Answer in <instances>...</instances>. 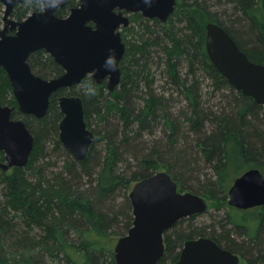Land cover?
<instances>
[{
  "label": "trees",
  "instance_id": "16d2710c",
  "mask_svg": "<svg viewBox=\"0 0 264 264\" xmlns=\"http://www.w3.org/2000/svg\"><path fill=\"white\" fill-rule=\"evenodd\" d=\"M218 1L222 15L231 13L234 22L229 23L246 24L248 40L212 12L206 0H180L165 23L134 14L131 22L138 20L137 26L124 29L132 40L122 37L126 49L119 63V85L110 92L105 82L97 85L86 77L78 86L52 95L40 119L18 111L7 74L0 68V105L13 107L12 118L22 120L35 139L25 167L0 169V264H115L104 241L110 233L124 236L132 223L129 201L119 208L117 198L131 184L156 173L160 163L167 162V172L184 191L215 200H224L228 169L245 172L256 166L264 175V108L236 91L205 50V25L213 22L250 61L264 65V0ZM77 5V0H69L56 15L64 17ZM35 11H41V5L30 1L14 6L11 15L20 21ZM28 64L44 79L63 73L43 50L31 54ZM157 72L167 77L180 101L156 92ZM207 78L232 97L221 113L201 102V84ZM63 94L82 98L86 125L95 135L81 162L58 139L62 115L57 97ZM177 102L185 106L174 115L170 106ZM159 127L168 148L145 153L138 140ZM50 147L67 158L55 171L46 162ZM200 162L211 167V177L201 180ZM231 209L219 226H187L195 216L179 220L164 233L165 253L158 264H174L184 242L200 237L241 256L245 264H264V207Z\"/></svg>",
  "mask_w": 264,
  "mask_h": 264
},
{
  "label": "water",
  "instance_id": "95a60500",
  "mask_svg": "<svg viewBox=\"0 0 264 264\" xmlns=\"http://www.w3.org/2000/svg\"><path fill=\"white\" fill-rule=\"evenodd\" d=\"M35 1L41 11L23 20L11 17L14 6ZM69 0H0L4 7L0 30V68L9 79L18 111L40 119L50 97L59 90L92 77L97 85L106 81L112 92L120 83L119 63L125 54L121 28L130 25L129 15L165 23L174 13L176 0H77L65 17L56 11ZM11 32V33H9ZM45 51L62 68V75L44 79L35 75L28 58ZM205 50L214 68L244 96L264 108V65L254 63L240 50L220 25H205ZM62 115L58 139L76 161H84L95 140L84 118L82 98L57 97ZM13 107L0 105V169L23 168L29 161L34 138L20 119L12 118ZM228 206L245 211L264 207V175L257 168L243 172L227 190ZM128 199L132 223L114 247L115 264H158L165 253L164 233L179 220L208 211L204 197L179 192L167 172H156L136 182ZM238 255L205 237L184 242L174 264H239Z\"/></svg>",
  "mask_w": 264,
  "mask_h": 264
},
{
  "label": "rangeland",
  "instance_id": "374dc122",
  "mask_svg": "<svg viewBox=\"0 0 264 264\" xmlns=\"http://www.w3.org/2000/svg\"><path fill=\"white\" fill-rule=\"evenodd\" d=\"M179 1L180 0H177V5L179 4ZM206 2L208 3L209 6H211V11L216 12V14H218V16L223 17V20L231 25V29L234 32H236L237 34H239L240 38L242 40H248L249 39L248 35H247L248 32L246 31L247 26L245 23H243V24L229 23L230 21H233L232 20L233 17L230 18L228 16V15H231L230 12H228L226 15H222L224 7H221L218 4V2H219L218 0H206ZM222 2L224 3V1H222ZM1 8H2V12L0 13V30L2 28V16H3L4 7L1 5ZM228 8H230V7H228ZM133 15L134 14H131L128 16L129 20H130L129 27L120 29L121 36L123 38L125 37V39L127 41L132 40V35L128 34V32L124 31V29L125 30L130 29V27L133 28V27L137 26V24H138V20L131 22ZM206 21L207 20L203 21L204 25L206 24L205 23ZM155 79H156V81L153 84V88L156 90L157 93L163 94L167 99L172 98L175 101L181 100V97L179 96V94L175 90V88L172 87V85L168 83L169 80L167 79V77H165L161 73L157 72V74L155 73ZM105 84H106V82H105ZM77 90H78V88L75 90V92ZM73 96H76V95H73ZM230 98H232V97L227 91L216 90L213 83L208 78L203 80V82L201 84V102H202L204 107L211 109V111H213V112L221 113L222 111H225L228 108L229 101L231 100ZM183 106H185L184 103H179V102L173 103V105L170 106V110L174 115H177L178 112H180L183 109ZM260 117L264 118L263 115H260ZM262 131H264V127H262ZM137 144L139 145V148L144 149L145 153H148L153 149L160 150L161 148H163V150H165L168 148L166 134L164 133V131H162V128H160V127L152 135L144 134L143 137L140 140H138ZM49 151H50V153H49L50 155H49L48 159H46V162L49 163L48 166L51 167L50 170H54V171L58 170L63 165V163L66 161L67 158L64 155L63 151H61V150H55V149H53V147H50ZM97 151H99L100 155L103 156V154H104L103 144H99L97 146ZM133 157H134L133 155H130V157H129V160L132 163H134ZM159 165H160V167L157 170V172H167V169H166V166L168 165L167 162L160 163ZM253 165H255V164H253ZM121 166L125 167L124 164L123 165L121 164ZM198 167L200 168V171L203 175V178H201V180H203L204 177H211L212 174H214L211 167H209L208 165H206L202 162H200L198 164ZM252 168L260 169L259 167H256V166L252 167ZM228 170H229V174H228L229 185H228V187H230L233 180L236 179L237 177H239L243 173L244 169H240L239 171H236V172L233 170V168L228 169ZM133 184H131V188H132ZM228 187H227V189H228ZM130 190L127 193L124 192V196L120 195L117 198L116 204L119 206V208L121 207V205L125 204L126 200L129 201L128 194H129ZM178 190H179V192H188V191H184L181 188L180 184H178ZM200 195L202 197H204L205 200L207 201L208 211L204 214L196 215L192 221H189L188 223H186L187 226L188 225H194L192 227H201V226H208V225L219 226L220 223H224V218H225L227 213L228 214L233 213V210L231 209V207L228 206L227 192L223 196L224 200L210 199L205 195H202V194H200ZM129 203H130V201H129ZM131 211H132V208L130 205V209L128 210V214L131 215V217H132ZM118 234L119 233H110V235L104 241L105 245L110 247L112 254H113L114 247H115V245L119 239ZM239 257H240V264H245L242 257L241 256H239Z\"/></svg>",
  "mask_w": 264,
  "mask_h": 264
},
{
  "label": "flooded vegetation",
  "instance_id": "af4514ba",
  "mask_svg": "<svg viewBox=\"0 0 264 264\" xmlns=\"http://www.w3.org/2000/svg\"><path fill=\"white\" fill-rule=\"evenodd\" d=\"M177 1V0H176ZM71 10V9H70ZM69 13V12H68ZM68 15V14H67ZM66 16V15H65ZM64 16V17H65ZM11 17H12V15H11ZM13 18V17H12ZM62 18V17H61ZM14 19V18H13ZM15 20V19H14ZM9 33H11V32H9ZM62 75V74H61ZM90 77V76H89ZM92 78V77H91ZM48 79H50V78H48ZM93 80V79H92ZM104 82H106V81H104ZM13 94V93H12ZM240 258V257H239ZM240 264V263H239Z\"/></svg>",
  "mask_w": 264,
  "mask_h": 264
},
{
  "label": "bare ground",
  "instance_id": "6f19581e",
  "mask_svg": "<svg viewBox=\"0 0 264 264\" xmlns=\"http://www.w3.org/2000/svg\"><path fill=\"white\" fill-rule=\"evenodd\" d=\"M1 4V3H0ZM235 41V40H234ZM237 44V43H236ZM32 134V133H31ZM33 136V135H32ZM33 138H34V136H33ZM34 141H35V139H34ZM10 170V169H9ZM4 172H6V171H4Z\"/></svg>",
  "mask_w": 264,
  "mask_h": 264
}]
</instances>
